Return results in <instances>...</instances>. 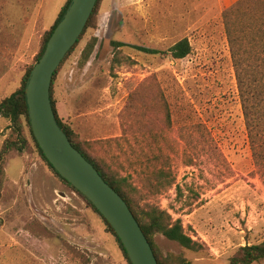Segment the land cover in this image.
Masks as SVG:
<instances>
[{
    "label": "rangeland",
    "instance_id": "rangeland-1",
    "mask_svg": "<svg viewBox=\"0 0 264 264\" xmlns=\"http://www.w3.org/2000/svg\"><path fill=\"white\" fill-rule=\"evenodd\" d=\"M66 1L0 0V101L19 87ZM236 1L101 0L96 28L53 83L62 122L81 141L99 143L96 157L135 188L139 206L155 205L180 220L202 247L192 253L156 236L163 256L181 255L191 264H228L239 248L264 241V166L253 160L221 16ZM92 37L97 45L80 69ZM184 38L191 53L183 60L126 47L113 61V41L164 51ZM140 113L142 130L157 134L156 144L133 133ZM9 126L0 118V154ZM1 156L0 264H127L101 218L31 146Z\"/></svg>",
    "mask_w": 264,
    "mask_h": 264
},
{
    "label": "trees",
    "instance_id": "trees-1",
    "mask_svg": "<svg viewBox=\"0 0 264 264\" xmlns=\"http://www.w3.org/2000/svg\"><path fill=\"white\" fill-rule=\"evenodd\" d=\"M70 2L71 0L66 1L64 6L60 9L53 25L48 31L44 33L39 52L34 59V64L42 56L51 34L62 19ZM100 2L101 0L96 1L92 14L78 41L66 54L65 58L53 75L50 87V100L56 122L66 134L71 145L95 168L102 179L126 203L136 222L141 228L146 240L148 241L157 263L191 264L189 260L185 259L181 255L167 254L163 256L158 251L155 244L156 236H162L166 240L176 243L180 248L186 251L199 253V251L202 250V247L185 234L181 221H174L166 211L155 205H146L143 207L139 206L135 188L130 186L126 178H122L112 171L111 168H109V166L103 162L100 156L96 157L95 153L99 143L91 144L89 142L81 141L78 134L69 125L62 122L58 116L55 101L53 99V83L55 77L59 68L62 66L67 57L70 56V54L75 50L85 33L88 30H93L96 28ZM221 16L227 36V42L230 48V55L242 106V113L245 119L246 129L250 140L253 160L255 165L258 168H261L264 166V155L262 152L264 150V0H237L235 3L224 9ZM97 42V38L92 37L82 49L78 62V67L80 69L84 68L89 62ZM110 45L112 46L115 54L113 61L119 60V56H116V54L119 55L122 49L126 47H131L132 49L149 56L168 57L172 60H183L191 53V46L188 40L185 38L164 51L139 46H129L127 44L115 41L110 42ZM34 64L24 73L19 87L10 96L0 101V118L9 121V128L12 130L7 143L3 146L2 152L5 153L6 151L14 150L18 153H22L25 147L31 146L44 161L51 173L65 186L78 194L86 202L88 207L101 218L106 227L107 233L114 238L125 261L127 264H131L120 240L116 236L111 226L98 213L92 204L86 198H84V196L77 192L53 169V167L44 157L31 132L27 114L25 88L29 74ZM154 92H157V90L154 89ZM136 99V97L133 98V106L137 101ZM148 111L150 113H154L151 110ZM164 111L165 121L169 125L170 113L166 104H164ZM133 112H135L134 109ZM144 119L145 115L142 113L135 117L134 124H138L139 129L133 133L136 135V138L142 137V140L152 139L156 144L157 140H154V138L158 137V135H152L148 128H146V130H142L143 127L141 126L145 125ZM25 128L28 131V136H26ZM89 151L92 153V155ZM147 153L148 155H151L153 152ZM2 154H0V186L5 180L4 162L2 161L1 156ZM140 154L146 157L145 153ZM155 157L157 158V156H154L152 159ZM159 159L160 155H158L157 160ZM162 173V170H159V172L156 174V178L162 179ZM172 184L173 183H169L168 186H171ZM132 190L133 198L131 197ZM263 260L264 241L257 245H245L239 248L237 253L230 258L228 264H254Z\"/></svg>",
    "mask_w": 264,
    "mask_h": 264
},
{
    "label": "water",
    "instance_id": "water-1",
    "mask_svg": "<svg viewBox=\"0 0 264 264\" xmlns=\"http://www.w3.org/2000/svg\"><path fill=\"white\" fill-rule=\"evenodd\" d=\"M97 0H71L34 64L25 99L31 132L44 157L111 226L131 264H158L141 228L123 199L71 145L58 126L51 106L53 75L82 34Z\"/></svg>",
    "mask_w": 264,
    "mask_h": 264
},
{
    "label": "crops",
    "instance_id": "crops-1",
    "mask_svg": "<svg viewBox=\"0 0 264 264\" xmlns=\"http://www.w3.org/2000/svg\"><path fill=\"white\" fill-rule=\"evenodd\" d=\"M66 3V2H65Z\"/></svg>",
    "mask_w": 264,
    "mask_h": 264
}]
</instances>
